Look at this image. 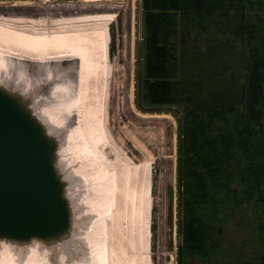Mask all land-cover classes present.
Returning a JSON list of instances; mask_svg holds the SVG:
<instances>
[{
    "label": "trees",
    "instance_id": "obj_1",
    "mask_svg": "<svg viewBox=\"0 0 264 264\" xmlns=\"http://www.w3.org/2000/svg\"><path fill=\"white\" fill-rule=\"evenodd\" d=\"M143 6V103L182 111L181 264H264V0Z\"/></svg>",
    "mask_w": 264,
    "mask_h": 264
},
{
    "label": "bare ground",
    "instance_id": "obj_2",
    "mask_svg": "<svg viewBox=\"0 0 264 264\" xmlns=\"http://www.w3.org/2000/svg\"><path fill=\"white\" fill-rule=\"evenodd\" d=\"M116 6L112 3L58 5L56 9L61 10L62 15L55 18L0 13V86L8 81L9 91L15 92L12 88H19L18 85L33 88L39 82L29 73L27 64L49 66L46 77L55 82L50 94L34 99L38 110L20 96L40 119L48 120L53 128L66 130L67 144L59 148L58 156L67 147L87 146L85 136L97 134L102 139L108 136L107 108L114 70L109 25L116 19L112 12ZM0 7L8 8L9 5L0 2ZM78 8V13H64ZM71 60L77 61L75 79L70 77L69 69L56 71L60 64ZM130 80L126 71L127 99L134 109ZM144 116L166 118L168 125L172 123L168 114ZM106 141H111L109 136ZM111 146L116 153L115 160L112 162L110 155L102 153L105 163L103 166L101 163L99 169L103 176L82 175L86 180V191L80 203L85 205V213L92 217L80 232L90 257L71 264H153V161L151 158L134 160L113 144ZM175 147L173 131L165 139L164 148L165 176L169 183L175 177ZM82 154V161L92 155ZM67 195L70 199L68 192ZM78 217L82 218L81 215ZM82 221L76 219L77 223ZM44 245L39 239L28 243L0 239V264H54V254ZM56 251L60 254L58 262L69 264V254L61 249Z\"/></svg>",
    "mask_w": 264,
    "mask_h": 264
},
{
    "label": "rangeland",
    "instance_id": "obj_3",
    "mask_svg": "<svg viewBox=\"0 0 264 264\" xmlns=\"http://www.w3.org/2000/svg\"><path fill=\"white\" fill-rule=\"evenodd\" d=\"M7 2L9 7H0L2 15L27 16L31 18L48 17L55 18L62 15L57 10L58 5L65 4H107L117 5L112 11L116 15L115 21L109 25L110 33V57L113 61L114 70L110 81V92L108 102L107 133L111 141H106L107 135L99 138L97 134L85 136L87 146L76 149L67 147L62 155L58 156L59 167L62 175L67 181V192L70 195L74 209V219H82L80 223L74 222L75 230H72L70 238L60 240L59 244H45L50 248L52 254L56 250H63L74 260L90 257L89 249L81 238V228L91 220L92 215L87 214L85 205L81 204V197L85 194V178L83 174L90 173L96 177L103 176L99 169L103 166L104 156L110 155L112 162L116 153L111 146L117 147L121 152L134 160L151 158L153 161V198L152 210V259L153 264H181L182 247V211L181 195L182 182L180 179V121L182 111L174 105H148L143 103L142 89L144 82V33L145 16L143 0H0ZM13 2H17L13 5ZM20 2V3H18ZM107 10V9H106ZM80 10L64 11L67 14H75ZM109 11V10H108ZM107 12V11H106ZM110 12V11H109ZM28 69L37 82L35 87L26 89L24 85L12 88L16 93L22 95L26 101L34 105V99L39 95H47L52 91L54 80L47 79L48 65L35 63L27 64ZM26 66V67H27ZM63 68L69 69L70 77L75 79L77 74V61L71 60L60 64L56 71ZM126 71L130 76L132 109L127 99ZM9 87L8 81L3 86ZM34 110L38 106L34 105ZM168 114L172 123L168 125L166 118H148L144 115ZM48 129L57 136L64 135L60 147L66 145V130L64 128H53L46 120ZM174 131L175 138V166L174 180L169 183L166 180V158L164 157L165 139ZM64 133V134H63ZM97 142V144H96ZM88 145L94 147L91 148ZM92 150V151H91ZM87 152L85 160L80 159L81 154ZM83 155V154H82ZM81 215L82 218L78 217ZM239 221V222H238ZM245 226L241 219L229 223L226 229V244L241 239L245 235ZM56 251V252H55ZM54 254V255H55ZM59 254V253H58ZM54 260L59 258L56 255ZM60 255V254H59Z\"/></svg>",
    "mask_w": 264,
    "mask_h": 264
},
{
    "label": "water",
    "instance_id": "obj_4",
    "mask_svg": "<svg viewBox=\"0 0 264 264\" xmlns=\"http://www.w3.org/2000/svg\"><path fill=\"white\" fill-rule=\"evenodd\" d=\"M63 139L64 135L50 133L46 121L20 94L0 86L1 240L39 239L51 244L70 238L76 229L67 181L59 167ZM74 261L67 258L69 264Z\"/></svg>",
    "mask_w": 264,
    "mask_h": 264
},
{
    "label": "flooded vegetation",
    "instance_id": "obj_5",
    "mask_svg": "<svg viewBox=\"0 0 264 264\" xmlns=\"http://www.w3.org/2000/svg\"><path fill=\"white\" fill-rule=\"evenodd\" d=\"M54 254H55V253H54ZM56 255H58V256H59V254L57 253V254H55V255H54V257H55ZM55 258H56V257H55ZM56 259H58V257H57Z\"/></svg>",
    "mask_w": 264,
    "mask_h": 264
}]
</instances>
